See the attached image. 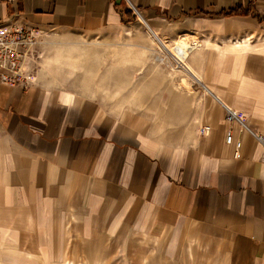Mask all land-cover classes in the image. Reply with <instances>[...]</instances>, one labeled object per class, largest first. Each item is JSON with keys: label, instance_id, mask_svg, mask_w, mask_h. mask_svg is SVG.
<instances>
[{"label": "crops", "instance_id": "1", "mask_svg": "<svg viewBox=\"0 0 264 264\" xmlns=\"http://www.w3.org/2000/svg\"><path fill=\"white\" fill-rule=\"evenodd\" d=\"M130 11L169 47L187 43L190 76L130 108L0 83V264H64L71 244L107 243L151 244L166 263L264 264V149L226 120L264 135V0H0V27L113 33Z\"/></svg>", "mask_w": 264, "mask_h": 264}, {"label": "rangeland", "instance_id": "2", "mask_svg": "<svg viewBox=\"0 0 264 264\" xmlns=\"http://www.w3.org/2000/svg\"><path fill=\"white\" fill-rule=\"evenodd\" d=\"M126 21L128 26L124 31L113 33H37L31 77L112 106L130 108L136 102L141 103L136 97L142 96L144 87H149L151 92L165 88L168 85L164 83L165 78H173L183 69L162 51L158 59L161 63L156 61L157 45L149 38L137 13L130 11ZM163 39L171 46L182 40L180 37L176 41ZM143 49L147 50L146 54ZM186 90L192 91L191 85ZM150 248L148 243L135 245L128 254L110 243L71 244L70 259L64 264H178L150 259Z\"/></svg>", "mask_w": 264, "mask_h": 264}, {"label": "built area", "instance_id": "3", "mask_svg": "<svg viewBox=\"0 0 264 264\" xmlns=\"http://www.w3.org/2000/svg\"><path fill=\"white\" fill-rule=\"evenodd\" d=\"M39 31L18 26L0 27V83L7 86H27L32 83L31 77L34 62V46L37 43ZM193 46H195L193 44ZM180 67H184L182 63ZM226 120L237 121L241 128L254 136L264 149V135L256 134L249 130L244 121L235 112L227 110ZM208 126L201 127L199 134L207 135ZM231 136L228 133L226 141L229 143ZM239 146V145H238Z\"/></svg>", "mask_w": 264, "mask_h": 264}, {"label": "bare ground", "instance_id": "4", "mask_svg": "<svg viewBox=\"0 0 264 264\" xmlns=\"http://www.w3.org/2000/svg\"><path fill=\"white\" fill-rule=\"evenodd\" d=\"M140 17V16H139ZM140 20L142 22L145 23V25L148 27V25L146 24V22L140 17ZM148 29L150 30V28L148 27ZM147 30V29H146ZM147 30L146 32H148L149 36L151 37L152 41L155 43V45H157V49L161 50L162 52H164L165 54H167L169 57H171L174 61H177V66L179 67V64L182 63V65L184 66L182 71L185 72V74L189 77L190 73L188 72L189 70L187 69V67L183 64V62L185 61L186 57L189 55V47L187 45V43L181 42L178 43L175 47L170 48L167 43H165L163 40H161V38L157 37L155 35V33L152 30ZM180 42V41H179ZM186 42V41H185ZM196 43V42H195ZM194 43V44H195ZM194 48V47H193ZM193 50V49H192ZM186 62V61H185ZM184 62V63H185ZM189 68V67H188ZM192 74V73H191ZM188 80V79H187ZM182 85H184L185 87L188 88V83L186 82V80H182ZM175 86V85H174Z\"/></svg>", "mask_w": 264, "mask_h": 264}, {"label": "trees", "instance_id": "5", "mask_svg": "<svg viewBox=\"0 0 264 264\" xmlns=\"http://www.w3.org/2000/svg\"><path fill=\"white\" fill-rule=\"evenodd\" d=\"M227 16H231V15H235V14H238L237 11H230L228 13H225ZM243 14H246V13H243Z\"/></svg>", "mask_w": 264, "mask_h": 264}]
</instances>
